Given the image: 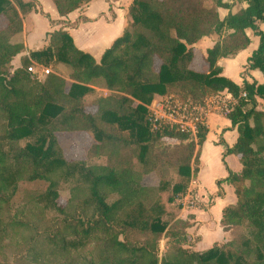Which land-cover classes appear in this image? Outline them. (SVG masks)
<instances>
[{"label": "trees", "instance_id": "16d2710c", "mask_svg": "<svg viewBox=\"0 0 264 264\" xmlns=\"http://www.w3.org/2000/svg\"><path fill=\"white\" fill-rule=\"evenodd\" d=\"M51 1L59 21L40 11L60 28L47 34L43 49L27 52L23 20L39 11L35 1L0 0L7 22L0 30V264H264V84H237L220 65L251 45V30L260 44L249 67L264 77V0H241L247 7L224 19L218 9L230 5L223 0H133L127 27L100 62L81 51L68 30L87 18L67 20L94 0ZM212 36L218 40L204 63L194 65V46ZM26 52L15 69L13 60ZM40 70L48 71L44 81ZM96 81L110 93L94 99L93 114L85 98L95 93ZM224 93L233 100L226 119L238 132L225 156L238 157L242 171L233 173L223 160L228 177L216 182V197L223 184L234 188L237 203L221 220L234 237L197 252L187 233L194 216L166 218L163 195L170 206L186 196L209 128L199 127L195 139L168 127L153 130L148 107L172 94L200 105ZM61 132L91 134L90 151L105 156L106 165L70 162ZM149 175L158 186L143 184ZM37 181L48 190L15 210L20 184ZM68 181L71 198L62 206L60 186ZM45 205L60 217L43 229ZM163 237L167 252L160 257Z\"/></svg>", "mask_w": 264, "mask_h": 264}, {"label": "crops", "instance_id": "0c3cea01", "mask_svg": "<svg viewBox=\"0 0 264 264\" xmlns=\"http://www.w3.org/2000/svg\"><path fill=\"white\" fill-rule=\"evenodd\" d=\"M33 1H35L38 10L49 14L51 20L59 21L61 19L51 0ZM132 3L133 0H94L82 11L70 14L67 20L72 23L79 17L87 18L86 21L80 22L77 27L68 29L76 46L81 51L92 55L97 62H100L105 51L112 46L127 27L128 11ZM223 3L230 5V7L218 9L221 19L226 18L230 13L236 14L247 7V3L241 0H223ZM23 23L22 36L27 52L43 49L47 46V34L60 28V26L52 25L48 18L35 11L30 13L23 20ZM261 30L264 31V25L261 26ZM249 32L253 31H248L251 45L237 56L220 61V65L225 68V76L234 80L237 84H242L243 79L238 78L235 80L233 77L238 76L234 72L239 69L245 70V67L249 64V58L257 51L260 44L259 37L254 33L251 36ZM106 41L107 43H104ZM216 41V36L207 37L197 43L194 48L200 50L202 54L203 52L206 54L207 50L212 48ZM252 79L264 84V77L259 71L250 72V76L246 80L252 82ZM95 89L97 90V88ZM223 95H225V99L231 98L227 93ZM208 128L209 135L203 146L199 173L192 182V189L196 190L195 192L201 196L202 201L199 203L200 208L190 211V214L195 217L193 220L195 226L192 229L194 232H198V236H202L199 244H205L207 238L208 240L205 247H202L203 249L197 244L196 251L208 250L212 247L211 242L215 244L217 241L222 242L225 240L226 233L223 232L221 225L222 212L227 206L237 203L234 188L225 183L222 185L223 196L216 197L209 205L210 200L208 197L213 196L218 190L216 182L228 177V171L223 160L233 173L240 174L242 171V165L238 157L235 155L225 156L226 149L232 148L238 139V132L231 126L230 121L218 117V115H212L209 119ZM220 140L222 141L220 142ZM199 227L201 228L198 230ZM205 229L207 232H203Z\"/></svg>", "mask_w": 264, "mask_h": 264}, {"label": "rangeland", "instance_id": "374dc122", "mask_svg": "<svg viewBox=\"0 0 264 264\" xmlns=\"http://www.w3.org/2000/svg\"><path fill=\"white\" fill-rule=\"evenodd\" d=\"M38 12H39V14H42L40 10ZM6 23L7 22L4 18H0V30H2L6 26ZM249 33L251 36L254 35L253 34L254 32H249ZM216 39L218 40V36H216ZM204 54H205V52H203V54H202V52L200 50H198V49L196 50L194 65H196V63L199 64V61H203V63H204V60L202 58V56ZM25 55H28V53L26 52L25 54H20L19 56H17L13 60L12 65L15 69H17L21 66V58L24 57ZM159 63H160V61H159ZM249 66L250 65L248 64V66L245 67V70H240V69L236 70V72H234V73L238 77H233V78L235 80L238 78H241L243 80L246 79L248 76H250V72H251V69ZM198 68H200V67H198ZM223 69H224V75H225V68H223ZM50 70L52 72L55 71L54 68H52V67H50ZM38 72H39L40 79L42 81H44L45 76H46V74L44 73V70H40ZM57 72L62 77L68 78V75H67L68 71H66L65 69L59 68V69H57ZM232 74H233V72H232ZM252 80H254V79H252ZM103 85H104L103 81H96L93 86L95 88H97V90L94 88L95 93H93V95H89L88 97L85 98V103L88 106V111H89L88 113L94 114L97 112V107L95 105H93L94 101H95L94 99H96V97L98 98L100 96L109 95L110 92L107 91ZM172 95H175V94H172ZM176 96H178V95H176ZM218 96L223 101L225 100V95L221 94ZM259 104H260L259 109L264 110V102L261 101V102H259ZM218 117L226 118V115L224 116V115L218 113ZM209 119L207 120V124H208L207 127L209 126ZM57 137L61 143V146H62L65 154L68 155L67 157L69 158L68 160L70 162H74V161L84 162L86 167L105 166L106 165L107 158L105 156H100V154H97V153L90 151L91 146L94 143L93 136L91 134L79 133V132L78 133L61 132V133L57 134ZM191 137L193 139H195L194 135H191ZM32 141L33 140L24 141L22 143V145L25 146L28 142H32ZM221 141L222 140H220V142ZM170 143L175 144L176 142L172 141ZM202 151H203V147L200 150V156H199L200 164H201ZM196 154H197V152H196ZM192 182L189 186V189H188L186 196L183 199H181L180 201H178V203H176L175 206L167 205L168 195L167 194L163 195V203L166 204V206H167L166 207V211H167L166 218H169L170 216H174V218L187 221L189 219V216H191L190 211H192L195 208L197 209L200 206L199 203L202 201V199H201V196L197 192H195L196 190L192 189ZM143 184L146 186H154L155 187V186H158L159 180L155 175H149V176L144 177ZM48 187H49V184L47 182H43V181L21 183L20 187H19V191L13 200L14 209L15 210L21 209L25 205L29 196L31 197L33 194L45 193L48 190ZM71 188H72V182H70V181L64 182L60 186V194H61L60 204L62 206H64L66 204V202L71 198ZM216 193H218V190ZM216 193L214 194L215 196L213 195V196L208 197V199L210 200L209 205H211L213 200L216 198V195H217ZM223 194L224 193H222V196H223ZM195 197H197L199 202H196L194 200V205H192L191 202L193 201V199ZM45 207H46V205H45ZM59 217H60V215L51 206H47L46 207V220L43 223H41L39 225V227L43 228V229L49 228V227H51L52 223L56 219H58ZM194 219H195V217H194ZM194 219L190 220V222L193 223ZM193 225H194V223H193ZM200 228L201 227H199L198 230ZM203 232H207V230L205 229V230H203ZM187 233L189 234V236L191 238L190 239L191 241L189 243V247L192 250L196 251L195 249H197V247H198L197 244L200 245L199 243H201L202 236H198L199 235L198 232H194L192 228L188 229ZM233 237H234V235L232 232L226 233L225 240L222 242L217 241V242H215V244L223 245V244L231 241L233 239ZM207 240H208V238H207ZM207 240L205 241L206 243H207ZM205 244H201L199 247H201V249H203L202 247H205ZM210 244H212V247L215 245L213 242H211ZM204 251H206V250H201V251H197V252H204ZM166 252H167V239L165 237H163L160 241V257H163L166 254Z\"/></svg>", "mask_w": 264, "mask_h": 264}, {"label": "built area", "instance_id": "2783aa9c", "mask_svg": "<svg viewBox=\"0 0 264 264\" xmlns=\"http://www.w3.org/2000/svg\"><path fill=\"white\" fill-rule=\"evenodd\" d=\"M232 102L231 98L223 101L219 96L210 98L200 105L184 101L176 95L157 98L148 107L149 124L153 130L168 127L196 136L199 127H207V120L212 115L229 114L232 110ZM195 198L191 202L192 205L194 200L199 202L197 197Z\"/></svg>", "mask_w": 264, "mask_h": 264}, {"label": "bare ground", "instance_id": "6f19581e", "mask_svg": "<svg viewBox=\"0 0 264 264\" xmlns=\"http://www.w3.org/2000/svg\"><path fill=\"white\" fill-rule=\"evenodd\" d=\"M104 43H107V41L106 42H104ZM105 45V44H104Z\"/></svg>", "mask_w": 264, "mask_h": 264}]
</instances>
